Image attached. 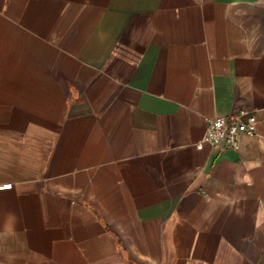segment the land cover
Masks as SVG:
<instances>
[{
  "label": "crops",
  "instance_id": "obj_1",
  "mask_svg": "<svg viewBox=\"0 0 264 264\" xmlns=\"http://www.w3.org/2000/svg\"><path fill=\"white\" fill-rule=\"evenodd\" d=\"M0 264H264V0H0Z\"/></svg>",
  "mask_w": 264,
  "mask_h": 264
},
{
  "label": "built area",
  "instance_id": "obj_2",
  "mask_svg": "<svg viewBox=\"0 0 264 264\" xmlns=\"http://www.w3.org/2000/svg\"><path fill=\"white\" fill-rule=\"evenodd\" d=\"M255 116L248 110L206 120L204 141L212 146L234 148L242 135H253Z\"/></svg>",
  "mask_w": 264,
  "mask_h": 264
}]
</instances>
